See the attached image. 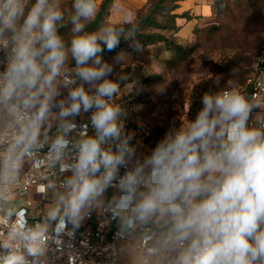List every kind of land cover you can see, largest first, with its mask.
<instances>
[{"label": "clouds", "instance_id": "clouds-1", "mask_svg": "<svg viewBox=\"0 0 264 264\" xmlns=\"http://www.w3.org/2000/svg\"><path fill=\"white\" fill-rule=\"evenodd\" d=\"M71 8L66 18L61 0H0V106L20 109L24 121L10 151L42 147L40 129L55 116L60 134L49 149L60 161L77 127L68 118L91 112L95 134L73 145L74 163L63 165L71 172L63 208L51 215L62 212L61 227L65 220L77 226L92 211L118 221L121 233L150 227V264H264V118L252 122L257 105L228 81L203 93L194 119L138 154L116 101L137 88L135 80L124 83L123 66L143 45L134 29L108 22L87 31L98 14L96 0H72ZM66 24L67 43L59 33ZM122 37L132 51L103 62L101 54L115 51ZM70 58L75 67L68 79ZM114 64L122 66L117 79ZM58 81L68 89L59 101ZM3 264L23 258L10 255Z\"/></svg>", "mask_w": 264, "mask_h": 264}, {"label": "built area", "instance_id": "built-area-1", "mask_svg": "<svg viewBox=\"0 0 264 264\" xmlns=\"http://www.w3.org/2000/svg\"><path fill=\"white\" fill-rule=\"evenodd\" d=\"M3 57L4 52L0 51V59ZM0 71H3L2 65ZM67 73L68 79L74 75L73 71L67 70ZM235 86L253 100L264 94V43L245 80ZM123 88L124 84H121L122 92ZM143 92L137 85L132 93H125L116 101L122 108L120 119L126 134L132 128L134 118L141 116L143 105L137 99ZM22 116L20 109L11 111L0 106V260L15 255L23 258V264H131L119 257L121 240L132 241L138 251L146 254L152 246L150 227L121 233L118 221L96 211L87 214L77 226L65 220L61 227L63 216L52 219L47 210L50 204L59 205V193L67 191L65 180L71 172L63 165L74 163L73 145L81 136L95 134L90 123L91 112L68 118L77 127L66 137L70 141L69 148L60 161L49 149L58 135L59 125L54 130H40V142L47 140L42 147L10 151L24 123ZM140 132L129 141L137 148L146 144L151 136L146 126ZM123 172L121 168V174ZM54 194H57L56 198ZM113 194L114 189L106 193L108 197ZM27 241L40 250L39 256L27 252ZM145 261L150 264L149 259Z\"/></svg>", "mask_w": 264, "mask_h": 264}, {"label": "rangeland", "instance_id": "rangeland-1", "mask_svg": "<svg viewBox=\"0 0 264 264\" xmlns=\"http://www.w3.org/2000/svg\"><path fill=\"white\" fill-rule=\"evenodd\" d=\"M71 2L72 0H61L64 12L70 8ZM96 2L99 11L102 0ZM115 2L116 6L108 11L106 19V22L113 25L130 21L131 17L146 9L149 4L148 2L146 6L137 8L130 0ZM212 24L228 29L224 41L223 37L221 39L225 45L223 49L205 32ZM186 40L184 45L189 48L190 57L177 68H170L166 63L174 53L168 50L164 43L143 47L141 53H133L131 61L123 66L124 73L129 76V80L124 83L135 80L144 90L137 101L143 105L141 116L150 122L156 135H164L171 127H178L181 122L186 124L189 119H194L202 106L201 97L204 92H215L218 88L226 86L228 81L231 84L243 82L239 80L244 79L245 74L250 72L253 59L264 43V0H232L229 8L220 15L217 14L214 0L212 13L197 23ZM72 61L70 58L66 69L74 72L75 65ZM102 61L105 62L103 59ZM117 67H114L111 77L113 79H117L121 74L122 66L117 64ZM154 75L159 76L158 80L145 85L144 79ZM58 87L60 95L56 97L57 101L65 99L68 94V89L62 87L59 81ZM85 88H88L87 84ZM56 112L58 109L53 108V113ZM59 123L60 121L52 116L40 130H54ZM57 133L60 134L59 130ZM66 195L67 191L59 193L61 202ZM53 197L56 198L57 194ZM61 202L59 205H49L47 210L52 219L62 217V212L55 217L51 215L55 208L62 210ZM118 247L119 257L124 262L146 264L145 260L149 259L146 254L135 248L132 241L121 240ZM25 248L33 255H40V250L30 241L25 243Z\"/></svg>", "mask_w": 264, "mask_h": 264}, {"label": "trees", "instance_id": "trees-1", "mask_svg": "<svg viewBox=\"0 0 264 264\" xmlns=\"http://www.w3.org/2000/svg\"><path fill=\"white\" fill-rule=\"evenodd\" d=\"M181 1L182 0H149L147 8L139 11L133 20L124 21L117 26L123 27L125 32L134 29L136 38L141 42L143 47L164 43L167 49L174 53L170 59H167L166 63L170 68H177L190 57L189 48L181 43L176 36V33L180 29L178 20L181 18H186L188 20L192 18L188 11H178L181 6ZM231 1L232 0H215L217 14L220 15L224 13L229 8ZM30 2H34V0H30ZM114 3L115 0H102L96 18L87 24L86 30L95 31L102 23H106L108 11L114 6ZM71 11L72 8L70 6L65 12L66 18ZM205 32L211 39L213 38L215 40L219 47H222V49L225 47L223 41L226 33H228L226 27L212 24ZM59 33L64 37L66 43L69 42L72 36L71 24H66L65 27L60 28ZM222 37L223 41H221ZM130 44L131 40L122 37L119 47L113 52L105 50L101 54V58L105 62L113 63L114 57L118 52L132 50L129 46ZM72 62L75 65V62ZM114 67L117 69V64H114ZM248 73L245 74L243 77L244 79L239 81H244ZM158 78V75H154L153 77L148 76L144 79V84L148 86L156 82Z\"/></svg>", "mask_w": 264, "mask_h": 264}, {"label": "crops", "instance_id": "crops-1", "mask_svg": "<svg viewBox=\"0 0 264 264\" xmlns=\"http://www.w3.org/2000/svg\"><path fill=\"white\" fill-rule=\"evenodd\" d=\"M130 2L136 6L137 8H141L146 6L149 0H130ZM116 2L114 3V7L116 6ZM214 8V0H182L181 6L179 8V12L188 11L191 15V19L181 18L178 20L180 29L176 33L179 41L183 44H186V39L190 33H192L193 29L199 23V21L207 16H209ZM144 10V9H142ZM136 17V14L131 17L129 20H133ZM237 84V82L233 83V85ZM249 97V96H248ZM250 100L257 105L253 112V120L256 121L260 118H264V94L256 100H253L249 97ZM149 128L150 137L148 138L146 144L139 146L137 148V152L147 154L152 147L155 146L156 142L163 137V135H156V133L151 128L150 122L145 120L144 116H140L138 119L134 118L132 123V128L129 130L128 134L132 137H135L144 127ZM48 131V130H47ZM83 222V219L80 221ZM79 222V223H80Z\"/></svg>", "mask_w": 264, "mask_h": 264}, {"label": "water", "instance_id": "water-1", "mask_svg": "<svg viewBox=\"0 0 264 264\" xmlns=\"http://www.w3.org/2000/svg\"><path fill=\"white\" fill-rule=\"evenodd\" d=\"M4 260H0V264H3Z\"/></svg>", "mask_w": 264, "mask_h": 264}]
</instances>
